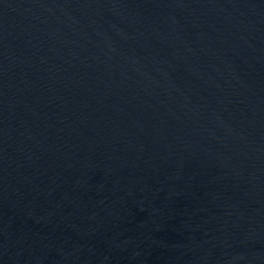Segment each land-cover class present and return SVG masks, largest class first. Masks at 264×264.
Wrapping results in <instances>:
<instances>
[{
  "label": "water",
  "instance_id": "1",
  "mask_svg": "<svg viewBox=\"0 0 264 264\" xmlns=\"http://www.w3.org/2000/svg\"><path fill=\"white\" fill-rule=\"evenodd\" d=\"M0 264H264V0H0Z\"/></svg>",
  "mask_w": 264,
  "mask_h": 264
}]
</instances>
